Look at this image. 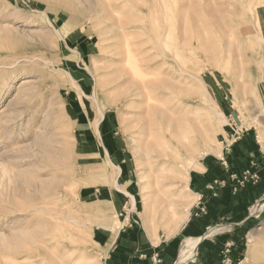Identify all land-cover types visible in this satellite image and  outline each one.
Wrapping results in <instances>:
<instances>
[{"label": "rangeland", "instance_id": "rangeland-1", "mask_svg": "<svg viewBox=\"0 0 264 264\" xmlns=\"http://www.w3.org/2000/svg\"><path fill=\"white\" fill-rule=\"evenodd\" d=\"M133 61L154 81L143 106L127 101ZM153 107L184 122L175 137ZM258 127L264 0H0V264H105L128 221L172 236L196 211L201 232L184 235L222 229L207 264H255L264 197L208 219L193 182Z\"/></svg>", "mask_w": 264, "mask_h": 264}, {"label": "crops", "instance_id": "crops-1", "mask_svg": "<svg viewBox=\"0 0 264 264\" xmlns=\"http://www.w3.org/2000/svg\"><path fill=\"white\" fill-rule=\"evenodd\" d=\"M242 137L239 143L233 145L231 151L223 150L222 157H215V160L203 164L202 170L195 175L193 185L199 199L209 208L210 214L206 217L208 219L212 215L217 218L225 216L242 218L247 213L249 204L256 203L264 197V149L259 144L261 141L258 140V145L256 144L251 133H246ZM223 159L227 162V168L224 167ZM248 171L253 172L251 180L235 194L233 189L237 184L234 175L241 178ZM255 174L260 175V178ZM215 181L221 184L210 190V185ZM192 214L183 228L172 236L149 233L146 228L135 224L134 220L128 221V226L122 228L111 241L105 264H177L184 239L191 238L186 235L195 236L201 232L195 221H203V216L193 218L192 223ZM193 215L199 217L197 211ZM184 232H187L186 235ZM205 241L208 244L201 250L198 247L188 264L195 262V256H198V264H207L208 258L217 256L215 254L218 251L217 243L210 241L209 238Z\"/></svg>", "mask_w": 264, "mask_h": 264}, {"label": "bare ground", "instance_id": "bare-ground-1", "mask_svg": "<svg viewBox=\"0 0 264 264\" xmlns=\"http://www.w3.org/2000/svg\"><path fill=\"white\" fill-rule=\"evenodd\" d=\"M127 64H129L128 59H127ZM133 66H134V69H135V71H136V73L138 75V77H137L138 79L133 80V84L130 83L129 87H130L131 90L128 93L129 95H128V100L127 101L130 103V105L138 104L139 106H143L145 104H143L141 100H137V99L139 97H142L143 93H147V96L150 97L151 96L150 94L153 93V91L155 92L154 81L153 80H149V78H148L149 75L143 73L142 70L138 68L137 61L134 62ZM115 74H117V73H115ZM125 86H126V84H125ZM151 100L152 99H149V101H148L149 104L148 105H150ZM151 111H153L151 113L152 122L156 123V122L160 121L161 122L160 127L168 128V129H166V134L169 133L170 137H175L177 135V133L184 127V122L182 120H179V119H174V117L172 116L170 110H166L165 108L162 109V108H159V107H153L149 112H151ZM215 112H216V115L218 117L221 116V114H219V112H217V111H215ZM147 121H148V119H147ZM174 127H175L176 130L172 131L174 129ZM170 128H172L171 131H170ZM162 131L163 130L160 129V132H157V134L160 133L162 135L163 132H164V131L163 132ZM257 131H258V136H259L260 141L262 143H264V130L261 127H258ZM164 156H166V154ZM152 158H155V157L152 156ZM117 184H116L117 187L122 188V185L119 182ZM118 190L120 192H122L120 189H118ZM123 193L128 195V197L133 200L132 201L133 205H135V197H134V195L132 193L126 192V191L123 192ZM260 209H262L261 205L256 207L253 212L257 213V212L260 211ZM184 221H185V219L181 220L175 226L176 228L174 229V232H177V230L179 229L180 224H182ZM221 230L222 229H212V230H210L208 236L216 234L217 232H219ZM261 234L262 233L260 231V232L251 233V236H250L251 239H252V242H254V245L249 248L248 255H247V260L248 259L249 260H253L255 262V264H264V253L261 252V251L257 252V250H256L257 246L259 245L260 242H262L264 244V239H262V238L259 239ZM198 242H199L198 238H190L189 240H187L185 242V245L183 246V249L181 250V252L179 254L178 261H177L178 263L177 264H187L188 263V261L196 254V249H197V246H198ZM243 264H248V263L245 260L243 262Z\"/></svg>", "mask_w": 264, "mask_h": 264}, {"label": "built area", "instance_id": "built-area-1", "mask_svg": "<svg viewBox=\"0 0 264 264\" xmlns=\"http://www.w3.org/2000/svg\"><path fill=\"white\" fill-rule=\"evenodd\" d=\"M240 134L236 133L235 136H229L230 137V141H228L225 145V148H227V150L232 146V144L238 140H240L241 137H239ZM225 166H227V162L224 161L223 162ZM249 176V172L245 173L244 178L241 180V182H239V184L242 186L244 185L245 180H247V177Z\"/></svg>", "mask_w": 264, "mask_h": 264}, {"label": "water", "instance_id": "water-1", "mask_svg": "<svg viewBox=\"0 0 264 264\" xmlns=\"http://www.w3.org/2000/svg\"><path fill=\"white\" fill-rule=\"evenodd\" d=\"M207 238H208V234H207V235H204L203 237L200 238V241L198 242L197 249H198V247L200 246V244H201L203 241L207 240ZM187 264H188V263H187Z\"/></svg>", "mask_w": 264, "mask_h": 264}, {"label": "trees", "instance_id": "trees-1", "mask_svg": "<svg viewBox=\"0 0 264 264\" xmlns=\"http://www.w3.org/2000/svg\"><path fill=\"white\" fill-rule=\"evenodd\" d=\"M207 244H208L207 241L202 242V243L200 244V246H199V250H201L202 247H203L204 245H207Z\"/></svg>", "mask_w": 264, "mask_h": 264}]
</instances>
